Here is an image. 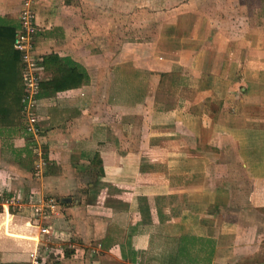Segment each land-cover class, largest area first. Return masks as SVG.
I'll return each mask as SVG.
<instances>
[{"label":"crops","instance_id":"0c3cea01","mask_svg":"<svg viewBox=\"0 0 264 264\" xmlns=\"http://www.w3.org/2000/svg\"><path fill=\"white\" fill-rule=\"evenodd\" d=\"M23 3L0 0L3 102L24 84L10 36ZM240 3L257 10L234 15ZM262 6L35 0L37 60L68 57L88 79L40 86L38 137L24 119L0 125V264H264V29L251 25ZM144 10L168 14L128 42L130 26L146 31ZM48 197L58 206L37 219Z\"/></svg>","mask_w":264,"mask_h":264},{"label":"built area","instance_id":"2783aa9c","mask_svg":"<svg viewBox=\"0 0 264 264\" xmlns=\"http://www.w3.org/2000/svg\"><path fill=\"white\" fill-rule=\"evenodd\" d=\"M36 26L35 0H24L20 12V29L15 33L14 47L21 55L23 68L22 114L25 129L34 137H38L41 134V125L36 114V97L40 91L43 80L42 71L44 70V67L38 63L34 55ZM53 200L47 202L40 200L36 205H33L34 216L41 220L46 217L48 215L47 210H52L49 206L53 205ZM41 231L47 234L51 232L49 227H41ZM39 262L40 260L38 259L35 264H39Z\"/></svg>","mask_w":264,"mask_h":264},{"label":"trees","instance_id":"16d2710c","mask_svg":"<svg viewBox=\"0 0 264 264\" xmlns=\"http://www.w3.org/2000/svg\"><path fill=\"white\" fill-rule=\"evenodd\" d=\"M7 34H9L8 31H5L4 34L0 33V35H4L3 39L5 41L7 40ZM10 36L14 41V29L10 31ZM38 63L42 65L45 71L51 76L48 81L41 82L42 90H50L53 92L62 91L77 86L88 79L84 68L68 57H60L59 55L52 53L45 55L41 60L38 59ZM69 65H73L74 68L72 67V69L69 70ZM3 76V71L0 68V81H4ZM6 80L7 79L4 81L5 84L7 83ZM5 84L3 87L0 86V125L19 126L23 120L22 95L24 84L22 82L21 89L19 90L16 86L13 89V96H16L13 102H3L2 99L5 100V95L11 90H7Z\"/></svg>","mask_w":264,"mask_h":264},{"label":"rangeland","instance_id":"374dc122","mask_svg":"<svg viewBox=\"0 0 264 264\" xmlns=\"http://www.w3.org/2000/svg\"><path fill=\"white\" fill-rule=\"evenodd\" d=\"M174 2H178V1H174ZM132 8V7H131ZM257 8V7H256ZM254 9V8H252V7H246V6H244V4H241L240 3V7H234V15H240L241 13H239V12H245V11H248V13H251L252 11H253V9L256 11L257 9ZM130 8H128V10H129ZM137 10H139L138 8H137ZM136 12V10L134 11V10H129L128 11V13L127 14H125V16L123 17V18H121V19H119V20H122L121 22L122 23H124V25H126V26H129L128 25V20H130L131 19V22L133 23V20H132V18L131 17H133L134 16V13ZM148 12V10L146 11V10H144L143 12H142V14H140V15H137V17L139 18V17H141L139 20H143L142 21V28L143 29H145L146 31L145 32H141V33H138V32H134L133 30H132V26H130V30H128V32H127V39L129 40L128 42H131V41H135V40H137V39H141L142 41L144 40V37H146L147 36V34H148V29H149V24H150V21H154V23H155V25L156 24H158V23H161V22H163V21H165V20H162V18H164L165 17V19H166V15L168 14L167 12H166V10H164L163 12L160 10V12H159V14H156L157 16H155L154 15V17H157V19H158V21L157 20H154V17H149L148 16V14L149 13H147ZM231 14V13H230ZM258 15L255 17V19H258L259 17H264V6H262V7H260L259 8V12L257 13ZM113 14L111 15V21H112V23L114 22L115 23V20L113 19ZM117 19V18H116ZM128 19V20H127ZM185 19H187V17H185V18H182V21L183 20H185ZM118 20V19H117ZM125 22H126V24H125ZM239 24H242V23H239ZM164 24H162L161 26H163ZM236 25H238V23L237 24H234V27L236 26ZM251 25H254L255 27H256V25H259L261 28H263L264 29V23H261V24H255V23H253V24H251ZM157 26V25H156ZM160 26V25H159ZM165 27V26H164ZM236 27H238V29L239 28H241L242 29V27L241 26H236ZM235 27V28H236ZM125 29L123 28V34L125 33ZM162 31H166V29H162L161 28V30H160V32L161 33H164V32H162ZM240 31V30H239ZM159 32V33H160ZM130 36H132L133 38H130ZM140 41V40H139ZM115 42H116V40H112V43H114V45H115ZM234 42V40H232V43ZM256 59L257 60H261L259 57L257 58L256 57ZM262 61V60H261ZM197 69H198V71H200V69H199V66L197 67ZM182 72H180V74H181ZM193 74V73H192ZM198 73H195L194 75H193V80L191 81V84L193 85V84H195V86L192 88V91L190 90V94H192V92L199 86V84H200V80L198 81ZM195 79V80H194ZM259 80H262V81H264V76H260L259 77ZM235 87V91L237 92V89H236V85L234 86ZM234 87H233V89H234ZM199 88V87H198ZM234 91V92H235ZM233 101H234V97H233ZM52 197H48V198H44L43 199V201L44 202H47V201H49V200H52V199H54V198H52ZM38 203V202H37ZM43 204V203H42ZM44 205V204H43ZM58 206V201L56 200V199H54L53 200V205H51V206H49V208L50 209H55L56 207ZM43 219H45V217L43 218ZM39 226H40V224H39ZM41 227H43V225L41 226ZM41 227H40V229H39V232H40V234L41 235H45V236H49L50 234H51V232H49V234H47V233H45V232H42L41 231ZM46 239V238H45ZM37 258H38V256H37Z\"/></svg>","mask_w":264,"mask_h":264}]
</instances>
